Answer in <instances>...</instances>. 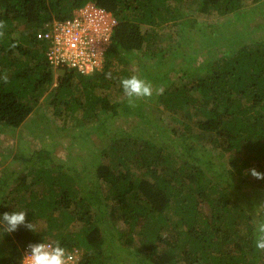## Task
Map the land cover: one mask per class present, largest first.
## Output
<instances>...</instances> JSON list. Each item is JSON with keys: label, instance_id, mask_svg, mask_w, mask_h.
<instances>
[{"label": "trees", "instance_id": "trees-1", "mask_svg": "<svg viewBox=\"0 0 264 264\" xmlns=\"http://www.w3.org/2000/svg\"><path fill=\"white\" fill-rule=\"evenodd\" d=\"M260 1L188 5L222 20L236 12L238 21L243 8ZM87 2L116 20L103 66L91 75H54L39 34ZM186 7V0H0V127L19 128L45 92L55 117L66 123L79 112L91 123L85 134L96 136L92 151L94 139L103 140L89 166L77 164L78 170L75 160L55 161L56 150L40 146V139L33 148L39 135L33 124L29 148L7 151L17 165H3L0 157V214L26 210L28 221L47 224L41 232L0 228V264H19L29 243L45 241L79 250L76 264H264L251 215L264 200V180L248 174L251 168L264 173V38L234 29L231 37L221 36L225 52L210 57L218 26L209 24L206 35ZM195 35L200 52L184 56L180 68L152 77L139 66L152 62L154 69L179 58L182 42ZM179 73L189 81L176 85ZM134 74L155 90L143 100L147 110L130 105L120 86ZM115 85V92H96ZM102 119L119 124L109 129ZM164 133L178 138L177 146L163 142Z\"/></svg>", "mask_w": 264, "mask_h": 264}, {"label": "rangeland", "instance_id": "rangeland-1", "mask_svg": "<svg viewBox=\"0 0 264 264\" xmlns=\"http://www.w3.org/2000/svg\"><path fill=\"white\" fill-rule=\"evenodd\" d=\"M86 4H92V3L87 2ZM186 6H188L186 7V10L192 13V15L198 20V22L196 23L197 25L196 28H202L203 30H205L206 35H209V32H210L209 24L213 23L216 26H218V29H219L218 33L213 35V38L215 39L216 42L214 46L211 47L212 52L209 55L210 57H214V55H219L225 52L224 49L226 48L223 45L225 41L221 39V36H224V34L226 33L228 38L231 37L234 29L238 30L240 34H243L242 30H244L245 35L248 38L250 37L258 38V39L264 38V0L253 5L252 10H250L249 7L243 8L241 13H244L245 15L243 18H241L238 21H237L238 14H236V12L232 13L227 19L224 18L222 20V18H220V15H217L214 12L209 13V14H201L197 10H193L192 8L189 9L188 0H186ZM237 22H239V24ZM241 22L244 25H241ZM223 23H228L229 27L226 29L225 27L226 24L224 25ZM256 23H259L260 28H258L257 30H253ZM143 28L144 27H142V29ZM19 34H20L19 32H15L14 36L17 37L19 36ZM247 34H249V36ZM200 36L198 37L195 35L193 36V38L191 37L192 40L189 42V44H186V42H182L184 46L181 47L182 52L179 54L178 56L179 58H175V59L171 58L172 60L164 59L163 65L159 67H155L154 69H153V66L150 65L152 62H148L146 64H140L139 66H143V70L146 73H148L149 71V74H151L152 77L154 75L156 76L157 73L162 72L169 67L173 68L174 66V68L176 67V69H178L180 68L179 66L181 64L185 65V63L183 62L185 58L184 56L192 55L194 52L196 53L200 52V49H199L201 45ZM159 38H163V42L166 45H169L170 39L168 36V32H165V33L162 32V34H159ZM172 44H175V43H172ZM122 67H125V64ZM53 71H54V75H60L65 72L64 70H61V69H56ZM187 81H189V77H186L185 75L179 73V76L176 78V85H179L180 83H184ZM116 86L117 85H115L114 87L110 86L111 88L109 90H96V92L101 93L104 91L106 92V91H111V90H114L115 92ZM50 89L47 91H50ZM44 93L42 97L39 99V102L37 106L34 108V111L31 113V115L25 121V123L21 124L19 128L11 129L10 127H6V126L0 127V157L4 159L3 165H10V168L17 165L16 162L14 161L12 162V153L9 156H6L7 151L8 149H16L17 147L22 149V151L27 150L25 149L28 147L27 142L31 141L30 138L27 137V134L30 128L32 127V125L34 124V127H36L35 131L39 135L37 139L34 142H32L33 148H36V146H38L36 143H39V139H40L41 140L39 144L40 146L43 145L45 149H50V150L55 149L56 150L52 154V157L54 158L55 161L59 163L63 162L65 164H68L69 161L73 162L75 160L73 163L74 165L80 164L82 165V167L86 165L89 166V162L91 161L90 156L96 153L97 151L96 146H98L101 143L100 141H103V140L97 141L96 139H94L93 147L95 146L96 148L94 147L92 151V147L89 146V143L91 141L90 138H96V136H94L93 134L91 135L85 134L89 130V126L91 125V123L82 122L79 119V112H76L77 113L76 118H70L66 123H64L63 121H65V119L55 117L54 114L50 111L49 105L45 102V97L47 95L46 93L45 94ZM132 106L138 107L141 110H145V109L147 110L146 108L147 104L144 105L143 100L138 101L135 105H132ZM147 115L153 116V117L156 116L155 114L149 111ZM180 119L186 121L187 117L183 116V117H180ZM193 119L195 120L197 118H193ZM109 120L110 119H102L101 123L104 125L108 123L110 126L109 129H113L118 126L119 124L118 120H116L115 122L112 120L110 121ZM163 120H164L162 121L163 124L170 122V115L164 112ZM135 124H139L138 119L135 120L134 125ZM53 125H56L58 127L55 128L53 127ZM63 125H65L66 127H62V128L59 127ZM67 125H70V126H67ZM77 135H80L81 138H84V139L86 138V140L84 142H79L78 140L74 141L72 137L73 136L76 137ZM161 139L163 140V142L171 144L172 146L175 145L176 143L177 144L179 143L178 138L170 135L169 133H164V135L161 136ZM70 142H72V144L74 142V144L71 145V147L68 148V150H63L65 149V147L68 146ZM214 152L218 153L216 150ZM80 165L76 166L78 170L81 169ZM13 178H15V176ZM29 178L30 176L26 178V181H29ZM36 187H33V188H36ZM32 223L35 226V232H41L45 230L47 227L46 222L42 219H37V220L32 219Z\"/></svg>", "mask_w": 264, "mask_h": 264}, {"label": "built area", "instance_id": "built-area-1", "mask_svg": "<svg viewBox=\"0 0 264 264\" xmlns=\"http://www.w3.org/2000/svg\"><path fill=\"white\" fill-rule=\"evenodd\" d=\"M116 20L112 14L92 4H85L73 12L65 21L53 22L52 26L39 34L43 41V56L53 69L69 70L80 75H91L103 66L105 52ZM45 243H52L45 241ZM23 249L19 264H24ZM68 264H76L80 251H67Z\"/></svg>", "mask_w": 264, "mask_h": 264}, {"label": "clouds", "instance_id": "clouds-1", "mask_svg": "<svg viewBox=\"0 0 264 264\" xmlns=\"http://www.w3.org/2000/svg\"><path fill=\"white\" fill-rule=\"evenodd\" d=\"M3 28L4 24L0 22V36L4 35ZM120 86L130 105L151 98L155 91L150 82L135 74L122 78ZM248 174L256 180H264V173L255 168L249 169ZM255 205V209L251 212L255 232L254 243L258 250L264 251V200L255 203ZM21 226L30 231H35L32 221L27 220L26 210H13L0 214V228L4 232H15ZM69 259L66 249L58 241L55 243L37 242L27 245L24 264H68Z\"/></svg>", "mask_w": 264, "mask_h": 264}, {"label": "crops", "instance_id": "crops-1", "mask_svg": "<svg viewBox=\"0 0 264 264\" xmlns=\"http://www.w3.org/2000/svg\"><path fill=\"white\" fill-rule=\"evenodd\" d=\"M56 70V69H55Z\"/></svg>", "mask_w": 264, "mask_h": 264}]
</instances>
